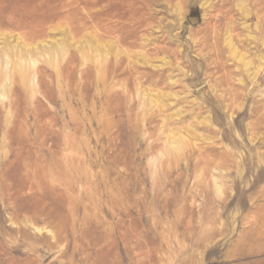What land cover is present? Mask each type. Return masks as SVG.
<instances>
[{
	"label": "rangeland",
	"instance_id": "obj_1",
	"mask_svg": "<svg viewBox=\"0 0 264 264\" xmlns=\"http://www.w3.org/2000/svg\"><path fill=\"white\" fill-rule=\"evenodd\" d=\"M6 1L66 54L0 100V264H264V0Z\"/></svg>",
	"mask_w": 264,
	"mask_h": 264
},
{
	"label": "bare ground",
	"instance_id": "obj_2",
	"mask_svg": "<svg viewBox=\"0 0 264 264\" xmlns=\"http://www.w3.org/2000/svg\"><path fill=\"white\" fill-rule=\"evenodd\" d=\"M22 3L24 2L21 0V4ZM10 5L7 4L6 0H0V27L6 25V22H9L12 29L14 28V31H18V33L14 36L13 41L10 40L13 37L12 35L0 32V34L5 36L4 38L0 36L1 40L4 39L3 45L0 47V100L3 107L7 108H13V106L16 105L17 100L15 98L16 96L18 97L20 90H29L32 97H34L37 92H41L40 86L42 81V68L39 67V63H41L40 61L43 58L46 59V56H49L48 62L54 64L57 71H59L60 69L56 65V58H59V56L63 58L66 54V49L64 45H62L63 43L56 42L55 45L43 47L41 50H39V47H36L34 44V47L30 48V41L35 40V38L40 36V27L42 26V22L43 24L45 22L40 17L35 16L32 12L27 10L28 8L24 7L25 5L23 4L22 6ZM34 10L35 9H33V11ZM34 12H36V10ZM46 19L47 18H45V21ZM5 28L9 30L11 27H4L3 29ZM34 43H36V40ZM6 100L8 101L7 103L5 102ZM35 109L36 108H34V110ZM37 112L38 111H35L33 113L34 117L38 115ZM174 144L175 143L172 142V145Z\"/></svg>",
	"mask_w": 264,
	"mask_h": 264
}]
</instances>
